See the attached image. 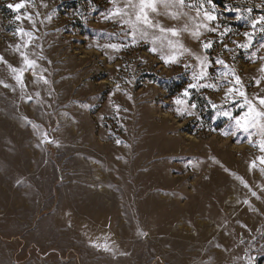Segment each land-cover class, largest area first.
Segmentation results:
<instances>
[{
	"label": "rangeland",
	"instance_id": "obj_1",
	"mask_svg": "<svg viewBox=\"0 0 264 264\" xmlns=\"http://www.w3.org/2000/svg\"><path fill=\"white\" fill-rule=\"evenodd\" d=\"M262 99L264 0H0V264H264Z\"/></svg>",
	"mask_w": 264,
	"mask_h": 264
},
{
	"label": "snow or ice",
	"instance_id": "obj_2",
	"mask_svg": "<svg viewBox=\"0 0 264 264\" xmlns=\"http://www.w3.org/2000/svg\"><path fill=\"white\" fill-rule=\"evenodd\" d=\"M9 7H13L12 5H9ZM16 8H20V7H23V5L22 4H18V5H16L15 6ZM138 19H139V17H138ZM173 34H175V33H173ZM204 47L205 48H207V47H209V45L208 44H206V45H204ZM221 63H222V61H221ZM260 103L262 104V105H264V99H262L261 101H260ZM250 111H251V109H250ZM259 115H264V113H258ZM237 123L239 124V120L237 121Z\"/></svg>",
	"mask_w": 264,
	"mask_h": 264
}]
</instances>
